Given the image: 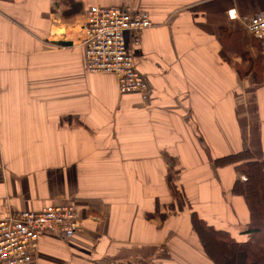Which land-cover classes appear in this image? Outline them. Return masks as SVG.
I'll return each instance as SVG.
<instances>
[{"label": "crops", "instance_id": "1", "mask_svg": "<svg viewBox=\"0 0 264 264\" xmlns=\"http://www.w3.org/2000/svg\"><path fill=\"white\" fill-rule=\"evenodd\" d=\"M92 5L150 15L139 48L127 36L147 100L86 70ZM262 12L264 0H0V219L81 209V230L43 234L30 264H241L205 247L192 216L253 237L238 165L214 160L264 161V42L239 18Z\"/></svg>", "mask_w": 264, "mask_h": 264}, {"label": "built area", "instance_id": "2", "mask_svg": "<svg viewBox=\"0 0 264 264\" xmlns=\"http://www.w3.org/2000/svg\"><path fill=\"white\" fill-rule=\"evenodd\" d=\"M246 31L264 42V12L239 17ZM83 35L86 68L91 73L116 76L119 92L149 98L150 87L137 69L134 48L141 45L142 32L153 25L150 15L142 10L92 5L86 13ZM246 180V176L241 177ZM81 209L73 202L51 203L37 212L26 211L19 217L0 219V264L34 262L43 234L68 238L82 228Z\"/></svg>", "mask_w": 264, "mask_h": 264}, {"label": "trees", "instance_id": "3", "mask_svg": "<svg viewBox=\"0 0 264 264\" xmlns=\"http://www.w3.org/2000/svg\"><path fill=\"white\" fill-rule=\"evenodd\" d=\"M69 13L65 15L68 16ZM239 71L241 76L245 75L240 69ZM214 164H236L238 173L247 177L245 181L238 178L233 191L237 195H243L248 203L251 218L248 231L253 237L248 242H237L228 233L208 225L196 212L192 216L194 227L205 247L218 245L231 248L228 256L239 257L241 264H264V161L257 159L251 151L243 150L218 158L214 160Z\"/></svg>", "mask_w": 264, "mask_h": 264}, {"label": "rangeland", "instance_id": "4", "mask_svg": "<svg viewBox=\"0 0 264 264\" xmlns=\"http://www.w3.org/2000/svg\"><path fill=\"white\" fill-rule=\"evenodd\" d=\"M118 8H120V7H118ZM129 10H132V9H129ZM133 10H134V9H133ZM142 11H143V10H142ZM86 13H87V11L85 12V14H86ZM78 15H79V14H78ZM78 15H77V16H78ZM64 17H65V16H64ZM64 17L61 16V18L64 19V21H68V19H70V18L65 19ZM72 18H77V19H79L80 17H72ZM71 21L74 22V24H76V25L78 24V23H77V20H74V21L71 20ZM80 21H81V20H80ZM82 23H84V20L82 21ZM84 25H85V24H84ZM83 30H84V29H83ZM85 59H86V57H85ZM86 60H87V59H86ZM86 60H85V66H86ZM86 70L88 71L87 68H86ZM88 73H91V72L89 71Z\"/></svg>", "mask_w": 264, "mask_h": 264}, {"label": "water", "instance_id": "5", "mask_svg": "<svg viewBox=\"0 0 264 264\" xmlns=\"http://www.w3.org/2000/svg\"><path fill=\"white\" fill-rule=\"evenodd\" d=\"M58 43H59L60 45H72V41H65V40H62L61 42L58 41Z\"/></svg>", "mask_w": 264, "mask_h": 264}]
</instances>
